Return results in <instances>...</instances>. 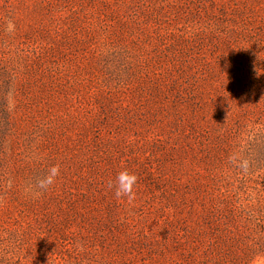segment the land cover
Here are the masks:
<instances>
[{"label":"rangeland","instance_id":"374dc122","mask_svg":"<svg viewBox=\"0 0 264 264\" xmlns=\"http://www.w3.org/2000/svg\"><path fill=\"white\" fill-rule=\"evenodd\" d=\"M0 264H264V0H0Z\"/></svg>","mask_w":264,"mask_h":264},{"label":"clouds","instance_id":"9594fccd","mask_svg":"<svg viewBox=\"0 0 264 264\" xmlns=\"http://www.w3.org/2000/svg\"><path fill=\"white\" fill-rule=\"evenodd\" d=\"M59 166H52L48 173L37 181L38 187L42 190H47L53 185L55 178L59 175ZM137 176L127 170H123L117 174L115 180L109 184V187L115 186V196L117 198L127 197L129 200L134 198V186L137 183Z\"/></svg>","mask_w":264,"mask_h":264}]
</instances>
